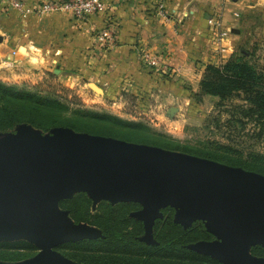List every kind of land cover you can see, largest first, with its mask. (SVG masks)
<instances>
[{
  "label": "water",
  "instance_id": "obj_1",
  "mask_svg": "<svg viewBox=\"0 0 264 264\" xmlns=\"http://www.w3.org/2000/svg\"><path fill=\"white\" fill-rule=\"evenodd\" d=\"M90 86L104 94L96 83ZM81 192L94 209L102 201L139 204L131 216L144 224L141 241L156 243L157 221L173 208L176 224L188 229L201 221L214 236L190 250L221 264H264L252 254L264 247V175L66 127L44 134L27 124L0 133V243L27 241L39 253L0 264H79L58 248L102 237L61 207Z\"/></svg>",
  "mask_w": 264,
  "mask_h": 264
},
{
  "label": "trees",
  "instance_id": "obj_2",
  "mask_svg": "<svg viewBox=\"0 0 264 264\" xmlns=\"http://www.w3.org/2000/svg\"><path fill=\"white\" fill-rule=\"evenodd\" d=\"M236 55V56H235ZM222 66L208 67V74L201 83L199 98L210 95L220 98L219 105L226 101H242L236 106L243 118L260 122L264 130V72L247 60L245 52L239 51ZM247 60V61H246ZM65 106L53 96L39 91L19 89L0 81V133H13L17 127L27 124L44 134L58 127L73 129L79 133L112 137L128 142L161 147L217 161L232 167L264 175V164L249 157H235L230 146L222 147L223 154L192 149L143 133L140 123L125 122L112 116L94 113L67 117L61 114ZM84 119V120H81ZM245 126L242 120L238 121ZM264 160V156H255ZM61 207L70 211L76 223H87L102 231V237L68 244L64 250L67 258L79 264H221L218 260L199 254L188 248L200 241H212L205 224L196 222L185 229L174 222L175 210H163L164 218L157 221L154 229L156 243L141 241L144 235L142 221L131 216L141 209L137 203L111 204L102 201L94 209L93 200L87 193L76 194L65 200ZM37 248L27 241L0 244V261L20 262L36 255ZM252 254L264 258V247L252 248Z\"/></svg>",
  "mask_w": 264,
  "mask_h": 264
},
{
  "label": "crops",
  "instance_id": "obj_3",
  "mask_svg": "<svg viewBox=\"0 0 264 264\" xmlns=\"http://www.w3.org/2000/svg\"><path fill=\"white\" fill-rule=\"evenodd\" d=\"M24 1L30 11H0V31L4 34L8 26V31L17 34L12 39H1V64H5L6 57L18 68L90 65L91 77L97 81L137 80L144 71L139 49L147 46L157 52L162 64L193 81L202 74V63L228 62L238 51L247 57L264 51V0H112L108 11L91 15L86 21L75 19L66 10L44 16L34 11L47 1L68 0ZM158 2L165 4L171 21L158 16ZM217 17L231 32L223 42L224 53L216 50L212 39V21ZM105 23H113L117 34L114 44L101 49L95 37ZM94 47L99 50L95 54Z\"/></svg>",
  "mask_w": 264,
  "mask_h": 264
},
{
  "label": "rangeland",
  "instance_id": "obj_4",
  "mask_svg": "<svg viewBox=\"0 0 264 264\" xmlns=\"http://www.w3.org/2000/svg\"><path fill=\"white\" fill-rule=\"evenodd\" d=\"M7 8L0 6V11H14L11 7ZM169 16L172 17L170 14ZM87 18L83 20L86 21ZM216 19L220 22L219 28H224L222 19L220 17ZM113 26V23L108 25L105 23L97 32L95 40L96 44L101 45V49H106L107 44L115 43L117 31ZM8 28L10 27L7 26L4 34L0 31V41L3 38L12 39L17 35L8 31ZM105 33H109L108 36H105ZM212 39L215 43L213 44L217 46L220 39L219 30L215 29ZM216 50L219 52L218 49ZM97 51L99 50L94 47V54ZM146 51L157 53L147 46L139 49L137 54L140 56L144 71L142 77L137 80L128 78L111 83L97 81L91 77L90 65L66 67L53 64L46 67L31 65L28 68H18L14 66L15 63L12 66L10 58L4 57L5 64H1L0 61V81L19 89L39 91L45 96L57 98L65 106L61 114L67 117L76 118L80 114L87 113L112 116L125 122L142 124L145 127L143 133L155 139L219 154L225 152L222 147L230 146L235 150L233 156L244 159L249 157L264 164V160L255 158V156H264L263 126L260 122L243 118L239 114L236 106L242 104V101L237 100L234 104L232 101H226L224 105H219L218 97L197 96L201 92V83L208 74L210 64L202 63L199 68L202 74L191 81L184 79L166 63L161 62L158 67L145 63L143 54ZM261 51L260 54L252 53L253 55L247 60L264 72V51ZM249 52H252L251 48ZM90 57L92 58L93 54L88 56L89 59ZM223 62L222 60L221 63ZM221 63L215 66H222L227 62ZM91 83L101 87L104 94L94 91L90 86ZM240 120L246 125L242 126L238 122ZM67 245L59 248L64 250ZM35 252L37 255L39 249L37 248Z\"/></svg>",
  "mask_w": 264,
  "mask_h": 264
},
{
  "label": "built area",
  "instance_id": "obj_5",
  "mask_svg": "<svg viewBox=\"0 0 264 264\" xmlns=\"http://www.w3.org/2000/svg\"><path fill=\"white\" fill-rule=\"evenodd\" d=\"M111 0H68L64 2L58 1H47L43 4L37 6L34 10L37 15L44 16L54 11L66 10L71 13L75 19H85L91 15L102 14L108 9L109 2ZM231 1V0H227ZM0 6L11 7L14 10H17L21 14L25 11H30L26 8L24 0H0ZM158 16H160L165 21H170L168 11L164 3L158 2L155 7ZM212 25L216 30H219V43L217 44L218 50L221 53H224L226 48L223 44L230 36V31L223 27H220V22L217 19L212 21ZM109 33H105V36H108ZM145 63L150 66L158 67L161 64V58L150 51H146L143 54Z\"/></svg>",
  "mask_w": 264,
  "mask_h": 264
}]
</instances>
